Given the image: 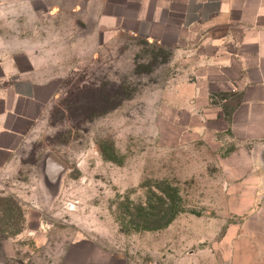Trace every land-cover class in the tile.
<instances>
[{
    "label": "rangeland",
    "instance_id": "1",
    "mask_svg": "<svg viewBox=\"0 0 264 264\" xmlns=\"http://www.w3.org/2000/svg\"><path fill=\"white\" fill-rule=\"evenodd\" d=\"M72 3L0 0V61L36 52L56 88L0 187V264H55L81 240L120 251L129 264H230L221 238L237 221L236 203L224 198L219 162L235 143L222 133L216 143L181 146L171 122L173 109L191 107L195 63L183 58L197 48L79 33L65 10ZM182 119V130L202 129L198 112ZM47 152L66 166L55 190L39 169ZM157 188L176 190L182 211L145 229L148 207L167 202ZM4 242L15 244V259L4 258Z\"/></svg>",
    "mask_w": 264,
    "mask_h": 264
},
{
    "label": "crops",
    "instance_id": "2",
    "mask_svg": "<svg viewBox=\"0 0 264 264\" xmlns=\"http://www.w3.org/2000/svg\"><path fill=\"white\" fill-rule=\"evenodd\" d=\"M72 2L65 10L79 33L126 35L173 51L197 48L183 58L195 63L191 107L173 109L171 122L179 127L181 146L230 135L235 146L219 165L224 198L236 203L237 221L226 226L221 243L229 245L230 264H264V0ZM47 71L36 52L13 64L0 61V84L6 82L0 87V187L16 170L22 146L56 92L53 79L44 77ZM197 112L202 129L182 130V117L190 122ZM2 253L15 259V244L4 242ZM55 264L129 263L120 251L81 240L69 244Z\"/></svg>",
    "mask_w": 264,
    "mask_h": 264
},
{
    "label": "trees",
    "instance_id": "3",
    "mask_svg": "<svg viewBox=\"0 0 264 264\" xmlns=\"http://www.w3.org/2000/svg\"><path fill=\"white\" fill-rule=\"evenodd\" d=\"M161 195H164L167 202H164L162 198H158L156 206L148 207L147 217L144 220L145 229H161L169 225L175 217L182 211L180 208V199L177 196V192L171 189L170 193L163 192L160 188H157ZM9 210V208H7Z\"/></svg>",
    "mask_w": 264,
    "mask_h": 264
},
{
    "label": "water",
    "instance_id": "4",
    "mask_svg": "<svg viewBox=\"0 0 264 264\" xmlns=\"http://www.w3.org/2000/svg\"><path fill=\"white\" fill-rule=\"evenodd\" d=\"M66 171L65 164L53 153L47 152L40 161V173L48 190H55L62 175Z\"/></svg>",
    "mask_w": 264,
    "mask_h": 264
},
{
    "label": "flooded vegetation",
    "instance_id": "5",
    "mask_svg": "<svg viewBox=\"0 0 264 264\" xmlns=\"http://www.w3.org/2000/svg\"><path fill=\"white\" fill-rule=\"evenodd\" d=\"M39 169H40V166H39Z\"/></svg>",
    "mask_w": 264,
    "mask_h": 264
}]
</instances>
